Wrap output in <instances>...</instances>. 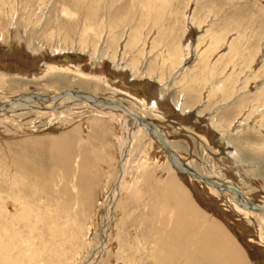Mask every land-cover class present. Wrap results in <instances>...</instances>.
Wrapping results in <instances>:
<instances>
[{"label":"rangeland","instance_id":"rangeland-1","mask_svg":"<svg viewBox=\"0 0 264 264\" xmlns=\"http://www.w3.org/2000/svg\"><path fill=\"white\" fill-rule=\"evenodd\" d=\"M63 57L81 72L52 70ZM82 86L264 205V0H0V102ZM39 110L0 118V264H233L194 222L264 264V216L176 172L149 132L84 102Z\"/></svg>","mask_w":264,"mask_h":264},{"label":"bare ground","instance_id":"bare-ground-1","mask_svg":"<svg viewBox=\"0 0 264 264\" xmlns=\"http://www.w3.org/2000/svg\"><path fill=\"white\" fill-rule=\"evenodd\" d=\"M136 38H138V37H136ZM209 40H212V39L209 38ZM214 42H215V40H214ZM216 43L217 42L213 43V41H212L213 46H216V45H214ZM207 49H209V48H207ZM229 50H231V49H229ZM208 52L209 53L207 55V59H210L213 56V54L215 55V52L212 50L208 51ZM216 52H217V50H216ZM203 56H205V55H203ZM206 62H208V61L206 60ZM56 65L57 66L61 65V66L57 67V66L53 65L52 70L64 71V72L65 71H70V72L73 71V72H77V73L81 72L80 65L79 64L75 65V63H73V61L69 57H63L60 60V62H58ZM61 67H63V70H61L62 69ZM83 76H85V75H83ZM15 77H17V76H15ZM114 82H120V79H118V80L116 79V80H114ZM120 83H122V82H120ZM121 86H123V84ZM133 86H132V88H133ZM77 87H79V85ZM129 92H131V91H129ZM163 98H164V95L163 94L160 95V100H162ZM138 101L141 102V100H138ZM79 102L87 103L91 108H93L95 110L105 111L108 113H118L121 117L124 118V120H126L129 123L130 127H133L134 130L140 128V130L142 129L144 131L149 132L152 135V137L166 151L167 158L170 161V165L176 172H178L180 174L188 175V177H190V179H192L193 181L200 183V184H203L207 188H210L209 190L212 189V190L218 191L221 194L232 193L233 194L232 196H234V198H232V199L235 202L237 212L242 213V211L244 212V209H245V211H247V212H249V211L256 212V213L264 216V205H259V204L255 203L253 200H251L249 197H247L239 188H237L230 180L220 182V181H217L213 178L205 177V178L209 179L212 183V184H208V183L202 182L201 180L196 178L192 174V172L197 173L195 171V169L192 166L184 163L181 156L179 155L178 152H180V147L176 146L177 144L175 145L169 141L168 134L164 133L165 131L163 132V130L159 124H157L155 122L146 121V119L144 118L143 115H140V116L135 115L132 112V110L129 111V109L127 107H125V105H123L122 103L108 102V101L103 100L97 96H94L90 92H87V89L84 88L83 86L81 87V89H67L66 91L62 92L61 94H58V95L53 96V97L31 95V96L22 97L19 100L15 99L9 104L0 102V118L3 117L8 112H15L18 110L19 111L20 110L21 111L22 110L37 111L38 109H40L41 111L53 112V111H57L60 108L61 109H63L64 107L67 108V107H69V104L79 103ZM155 103L158 104L159 102H155ZM40 104H43V106H40ZM149 104H150V102H149ZM156 104L153 105V103H152L151 106L153 105L154 107H156ZM153 128L156 129L157 133L159 134L160 138L162 139L163 143L165 144V146L167 147L168 150H166L165 146L161 143V141H159L155 137V134L153 133V130H152ZM133 129H131V130H133ZM130 137H131V133L128 132L127 138L125 139V142L123 143L122 148H121L119 180L117 181L116 186L114 187L112 195L109 199V204L113 203V201L116 199V197L120 194V187L119 186L122 184V181L124 180L123 179L124 178V161H125L127 153H128ZM178 169H180V170L183 169L186 172H181ZM184 200H186V199H184ZM254 204L257 205L260 208V210H257V208L253 207ZM185 209H187V208H185ZM187 211H189V210H187ZM189 221H191V220L189 219ZM189 221L187 220L188 223H189ZM201 223H203V222H201ZM189 225H190L188 228L189 232L194 231L193 233H196V235H199V237H200V240L199 239L195 240L196 242H198L200 244L202 242L204 243L205 241L210 242L211 248H210V245L205 246V250L209 251V254H210V251L213 250L215 253L214 255L216 256V254H217L216 258L219 259L220 261H225L226 263H228L230 260H232L233 264L234 263L238 264V262L241 261L239 259L240 257L239 258L236 257L237 255H239L238 249L231 242L230 238L223 233L221 228L216 226L213 228V233H211V228L202 227L204 225L201 226L200 224L195 223V222L190 223ZM200 227H202V228H200ZM181 233H182V231H181ZM186 236L189 239V237H188L189 235L186 234ZM211 254H213V253H211ZM241 262H243V261H241ZM222 264H224V263H222Z\"/></svg>","mask_w":264,"mask_h":264},{"label":"water","instance_id":"water-1","mask_svg":"<svg viewBox=\"0 0 264 264\" xmlns=\"http://www.w3.org/2000/svg\"><path fill=\"white\" fill-rule=\"evenodd\" d=\"M152 130H153V133L155 134V137H156L159 141H161V143L165 146V144L163 143V141H162V139L160 138L159 134L157 133L156 129L153 128ZM165 148H166V150H168L166 146H165ZM178 170L181 171V172H186V171H184L183 169H181V170L178 169ZM191 172H192V171H191ZM192 174H193L196 178H198L199 180H201L202 182H205V183H208V184H212L211 181H210L209 179H207V178H205V177H202L201 175H199V174H197V173H195V172H192ZM253 207L257 208V210H260V208H259L257 205H255V204H254Z\"/></svg>","mask_w":264,"mask_h":264}]
</instances>
